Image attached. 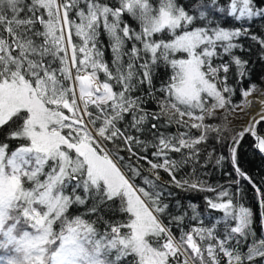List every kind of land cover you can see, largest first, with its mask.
Wrapping results in <instances>:
<instances>
[{
	"label": "snow or ice",
	"instance_id": "6c2138e0",
	"mask_svg": "<svg viewBox=\"0 0 264 264\" xmlns=\"http://www.w3.org/2000/svg\"><path fill=\"white\" fill-rule=\"evenodd\" d=\"M165 30L170 41L153 38ZM244 39L264 62V0H0V170L82 188L101 206L118 200L127 222L102 221L101 230L111 264H264V172L258 179L245 169L240 151L250 141L264 164V90L252 82V61L236 54L251 51ZM161 69L171 74L156 89ZM149 99L158 111L144 107ZM256 104L239 129L214 122L218 110L227 121ZM173 125L174 133L162 131ZM13 140L27 143L12 148ZM225 161L227 185L209 183L208 167ZM173 188L212 194L204 213L182 205Z\"/></svg>",
	"mask_w": 264,
	"mask_h": 264
},
{
	"label": "trees",
	"instance_id": "16d2710c",
	"mask_svg": "<svg viewBox=\"0 0 264 264\" xmlns=\"http://www.w3.org/2000/svg\"><path fill=\"white\" fill-rule=\"evenodd\" d=\"M150 2L154 7L159 5V0H150ZM124 18L136 25V22L127 14H125ZM227 23L230 24L232 22L228 21ZM136 27L139 30V26L136 25ZM101 32L100 39L105 52L104 58L111 64L113 57L109 48V39L106 34H103V29H101ZM153 38L170 41L172 36L165 30L156 34ZM73 40L79 43V38L73 36ZM241 42L246 48L251 47V51L241 52L237 49L236 54L252 61V82L264 89V79H262L264 77V62L258 59V49L252 46V42L247 39ZM176 55L179 57L181 54L177 53ZM170 74V69L159 70L157 77L154 79V88L158 89L163 80H166ZM99 75L103 80V73ZM142 87L145 95H147V86L144 85ZM156 95L159 96L160 94L157 92ZM234 99L238 102L241 98L237 95ZM144 107L149 111L159 110L156 101L151 99L148 100ZM229 115L230 113L228 117ZM216 116L217 120L214 122L227 123L228 127L234 129L240 128L239 123H231L228 117L227 121H222L221 118L224 116L222 110H218ZM183 130L181 129V131ZM162 131L174 133L176 126L167 127L162 129ZM192 132L195 133L196 130L193 129ZM148 138L151 139V137ZM10 143L12 148H15L22 143H27V141L13 140ZM249 143L250 141L244 143L240 150L243 166L260 179V173L264 172V164H262L259 156L253 155ZM111 146V142H108V147L111 148ZM216 154L227 155V151L217 145ZM119 155L125 158L124 161H120L121 165L129 160V153L126 150H122ZM229 170L230 166L227 161H225L222 169L213 168L210 165L207 171L211 172V175L205 177V179L212 184L227 185L230 177L226 173ZM125 171L127 170L125 169ZM1 174H5L7 177L13 175L7 169L0 170ZM160 174L163 178L168 179L167 173L161 170ZM17 175H19L20 192L16 195L14 194L17 191L5 195L4 201L0 204V264H54V256L66 246L75 247L80 253L74 263L67 261L66 264H111L113 252L111 242L101 235V230L105 226L102 221L118 220L127 222L129 214L119 211L118 200L115 203L108 202V204H112V207H108L107 204L101 206L93 196L86 194L82 188L75 190L72 187L62 188L60 184H50L42 176H34L28 179L23 174L17 173ZM136 183L144 186L139 177ZM172 191L176 193L175 199L181 200L182 205L185 207L189 201L198 204V210L202 214L204 213L203 197L212 195L210 193H185L175 188ZM75 195H80L84 198L85 203L79 204L74 199ZM175 199L172 200V205L175 204ZM243 203L247 206H252L257 213L254 227L257 236H259L261 232L259 209L256 206L255 194L247 185H245V200ZM94 206L98 209L95 214L91 212ZM211 215L220 217L222 214L211 212ZM189 223L194 224L195 221H190ZM206 223L211 224L212 221L209 220ZM122 231L127 232L128 230L122 229ZM173 231L178 235V231L175 228ZM128 260H131V258H126V261ZM131 264H135V261L132 260Z\"/></svg>",
	"mask_w": 264,
	"mask_h": 264
},
{
	"label": "rangeland",
	"instance_id": "374dc122",
	"mask_svg": "<svg viewBox=\"0 0 264 264\" xmlns=\"http://www.w3.org/2000/svg\"><path fill=\"white\" fill-rule=\"evenodd\" d=\"M260 88L264 90L262 87ZM246 117H247V111L245 109L241 110L237 108L235 112L230 113L228 120H230L231 123H239V126L242 127L245 124ZM19 190H20L19 180L13 178V175L8 177L5 174L0 175V204L4 201L5 195L12 194L13 192L17 191L14 194L16 195L17 193L20 192ZM0 217H1V209H0ZM78 251L79 250L75 249V247L74 248L71 246L64 247L61 250V252L57 253L54 256V264H66L67 261H71L72 263H74L77 259V256L80 254L78 253Z\"/></svg>",
	"mask_w": 264,
	"mask_h": 264
},
{
	"label": "bare ground",
	"instance_id": "6f19581e",
	"mask_svg": "<svg viewBox=\"0 0 264 264\" xmlns=\"http://www.w3.org/2000/svg\"><path fill=\"white\" fill-rule=\"evenodd\" d=\"M257 96H258V93H254L248 99L249 100H256L257 99ZM245 110L247 111V117H246V120H245V123H246L250 119V116L248 115V113H251L252 115H256V113L258 111H260V105L259 104H256L255 106H253L251 108H246Z\"/></svg>",
	"mask_w": 264,
	"mask_h": 264
},
{
	"label": "water",
	"instance_id": "95a60500",
	"mask_svg": "<svg viewBox=\"0 0 264 264\" xmlns=\"http://www.w3.org/2000/svg\"><path fill=\"white\" fill-rule=\"evenodd\" d=\"M258 119H259V117H258Z\"/></svg>",
	"mask_w": 264,
	"mask_h": 264
}]
</instances>
